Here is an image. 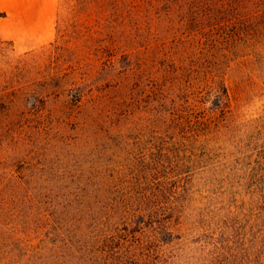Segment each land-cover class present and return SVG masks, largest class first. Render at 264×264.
Returning <instances> with one entry per match:
<instances>
[{
	"label": "rangeland",
	"instance_id": "1",
	"mask_svg": "<svg viewBox=\"0 0 264 264\" xmlns=\"http://www.w3.org/2000/svg\"><path fill=\"white\" fill-rule=\"evenodd\" d=\"M163 3L56 0L51 41L19 52L0 39V264H155L160 258L156 253L150 259L136 237L123 248L136 246V254L118 257L122 235L105 221L108 206L85 184L101 176L102 167H115L111 154L117 134L128 142L139 136V128L142 138L148 133L147 106L135 104L147 83L161 84L163 60L175 49L164 31ZM256 27L259 32L244 35L242 43L228 39L223 63L226 84L248 93L238 102L244 124L261 121L258 134L248 126L229 139L227 172L243 180L264 179V160H239L251 152L244 148L235 153L250 141L264 148V22ZM119 32L126 47L118 43ZM124 111H129L126 119ZM104 139L112 146L101 155ZM142 146L134 153L148 152ZM251 206L240 197L213 200L212 220L219 217L213 214L218 207L226 227L211 220L206 236L200 230L188 236L174 231L182 240L171 252L179 244L184 251L191 246L193 256L188 253L191 257L180 264H202L196 259L200 254L208 264H264L257 210L247 212ZM187 238L198 242L188 244ZM221 240L226 252L218 250Z\"/></svg>",
	"mask_w": 264,
	"mask_h": 264
},
{
	"label": "trees",
	"instance_id": "2",
	"mask_svg": "<svg viewBox=\"0 0 264 264\" xmlns=\"http://www.w3.org/2000/svg\"><path fill=\"white\" fill-rule=\"evenodd\" d=\"M163 1L164 31L171 36L175 49L163 60L161 84L147 83L143 88L146 94L135 104L147 106L144 113L148 114L149 131L144 139L140 135L143 129L139 128L136 133L139 136L131 135L128 142L117 134L113 146H107V138L104 139L100 144L101 155H106L108 147L112 146L115 167H102L98 172L101 176L88 180L86 189L108 206L105 221L116 234L122 235L117 241L118 257L136 254V246L123 250L136 237L145 243L150 259L156 253L160 255L155 264H180L182 258L191 257L187 254H192L193 249L190 246L184 251L185 246L179 244L178 251L172 253L173 243L182 240L176 236L181 233L174 234V231L191 235L200 230L206 236L212 220V201H231L236 197L252 205L247 207V212H252L254 207L257 210L261 253L264 254V179L243 180L236 174L232 178L227 172L229 164L224 160L229 153L231 134L237 131L242 134L247 129L243 127L248 126L258 134L261 121L249 119L244 124L238 102L248 93L240 86L231 89L223 75L228 39L232 37L236 45L244 41V35L252 38L259 32L256 24L264 22V0ZM122 38L119 32L118 43L126 47ZM60 39L57 31L58 48L62 46ZM128 114L129 111H124L121 117L126 119ZM156 126L158 129L153 130ZM123 144L129 147L122 152ZM142 144L147 145L149 153L135 154L134 150L143 149ZM241 148L251 152L239 160L250 156L256 161L264 160V148L259 150L261 146L257 142L243 144L235 153ZM114 157H118V165ZM213 214L219 217L214 218L212 224L226 227L218 207ZM187 239L191 245L198 242ZM224 242L219 241L220 245ZM218 250L226 252L222 245ZM201 255L196 259L208 264L207 258Z\"/></svg>",
	"mask_w": 264,
	"mask_h": 264
},
{
	"label": "crops",
	"instance_id": "3",
	"mask_svg": "<svg viewBox=\"0 0 264 264\" xmlns=\"http://www.w3.org/2000/svg\"><path fill=\"white\" fill-rule=\"evenodd\" d=\"M56 0H0V39L25 52L51 41Z\"/></svg>",
	"mask_w": 264,
	"mask_h": 264
}]
</instances>
